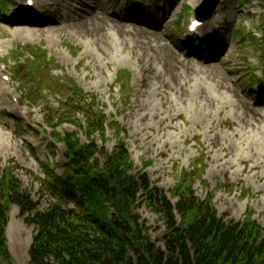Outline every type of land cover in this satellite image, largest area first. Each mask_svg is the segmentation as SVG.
Wrapping results in <instances>:
<instances>
[{
    "label": "rangeland",
    "instance_id": "obj_1",
    "mask_svg": "<svg viewBox=\"0 0 264 264\" xmlns=\"http://www.w3.org/2000/svg\"><path fill=\"white\" fill-rule=\"evenodd\" d=\"M34 1L29 7L26 0H15L20 6L10 9L9 17L0 13V177L10 170L46 210L55 199L40 182L46 178L43 165L51 163L61 175L65 171L66 145L53 142L56 132L77 133L82 144L89 143L70 123L49 129L43 120L47 105L32 103L24 86L12 81L16 62L5 66V58L15 48L16 55L23 51L13 59L26 62L36 77L30 61L38 47L48 56L44 78L73 79L97 97L95 109L124 129L121 137L136 170L151 163L146 172L152 186L171 197L182 171H196L195 195L211 196L219 216L243 221L252 210L264 228V33L259 29L264 0H223L202 32L207 43L218 42L209 53L188 48L189 25L203 0ZM35 68L42 75L43 68ZM122 72L130 75L123 81L126 95L118 82ZM46 93L47 104L59 108L61 94ZM106 137V143L99 135L93 138L112 151L116 139L110 129ZM199 161L206 165L201 178ZM136 213L151 240L165 249L162 214L142 200ZM36 232L13 206L6 234L14 264H30Z\"/></svg>",
    "mask_w": 264,
    "mask_h": 264
},
{
    "label": "trees",
    "instance_id": "obj_2",
    "mask_svg": "<svg viewBox=\"0 0 264 264\" xmlns=\"http://www.w3.org/2000/svg\"><path fill=\"white\" fill-rule=\"evenodd\" d=\"M33 50L30 67L36 77L27 64L16 60L21 70L15 74L28 98L47 105L44 121L53 132L70 123L89 138V143L82 144L77 133L62 137L56 132L53 142L66 145L65 171L61 175L51 163L43 165L46 178L40 182L55 199L46 210H40L21 181L5 170L0 177V264H14L6 235L13 206L37 229L30 264H264V228L253 219L252 210L243 221L219 216L211 196L200 199L195 195L196 171H182L171 197L152 186L148 173L136 170L121 137L122 126L114 120L108 122L106 114L95 109L97 97L87 95L73 79L44 78L47 52L40 53L38 47ZM12 57L18 59L22 54L13 53ZM36 66L43 68L42 75ZM22 73L28 76L24 80ZM124 79L129 81L130 75L119 73L120 91L126 95ZM44 92L61 94L59 108L47 104ZM80 113L83 119L78 118ZM108 129L116 139L112 151L100 148L93 138L99 135L108 142ZM150 165L144 163V169ZM197 166L201 178L206 165L199 161ZM178 198L174 204L173 199ZM140 200L162 214L165 249L158 248L146 233L136 213ZM177 214L182 217L180 224Z\"/></svg>",
    "mask_w": 264,
    "mask_h": 264
},
{
    "label": "water",
    "instance_id": "obj_3",
    "mask_svg": "<svg viewBox=\"0 0 264 264\" xmlns=\"http://www.w3.org/2000/svg\"><path fill=\"white\" fill-rule=\"evenodd\" d=\"M221 0H204L201 6L196 10L197 18L199 20H209L215 13Z\"/></svg>",
    "mask_w": 264,
    "mask_h": 264
},
{
    "label": "bare ground",
    "instance_id": "obj_4",
    "mask_svg": "<svg viewBox=\"0 0 264 264\" xmlns=\"http://www.w3.org/2000/svg\"><path fill=\"white\" fill-rule=\"evenodd\" d=\"M82 27V26H81Z\"/></svg>",
    "mask_w": 264,
    "mask_h": 264
}]
</instances>
